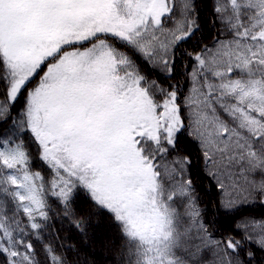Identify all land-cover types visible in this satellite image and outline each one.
<instances>
[{
    "label": "snow or ice",
    "instance_id": "snow-or-ice-1",
    "mask_svg": "<svg viewBox=\"0 0 264 264\" xmlns=\"http://www.w3.org/2000/svg\"><path fill=\"white\" fill-rule=\"evenodd\" d=\"M100 216L111 264H264V0H0V264Z\"/></svg>",
    "mask_w": 264,
    "mask_h": 264
},
{
    "label": "trees",
    "instance_id": "trees-1",
    "mask_svg": "<svg viewBox=\"0 0 264 264\" xmlns=\"http://www.w3.org/2000/svg\"><path fill=\"white\" fill-rule=\"evenodd\" d=\"M195 43V40L192 42ZM191 48V45H187ZM181 83H184L183 77H180ZM213 198L217 195L213 193ZM261 212L260 209H255L243 214L247 215H259ZM215 219V217H213ZM230 223V221H226ZM53 227L48 231L43 233L42 243H56L59 242L65 245V252L68 247L74 249L71 256L73 260H78L80 264H83L84 261H88V264H111L110 252L106 247L103 246L99 241L107 239H116V229L112 225L111 220L106 216L94 217V226L98 232V242L93 247L90 253L80 252L79 256L76 255V249H78V239L75 235V230L72 229L69 222L63 218L57 217L50 222Z\"/></svg>",
    "mask_w": 264,
    "mask_h": 264
}]
</instances>
